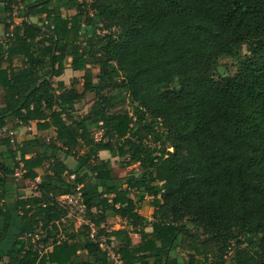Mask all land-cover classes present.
Wrapping results in <instances>:
<instances>
[{
	"label": "trees",
	"instance_id": "obj_1",
	"mask_svg": "<svg viewBox=\"0 0 264 264\" xmlns=\"http://www.w3.org/2000/svg\"><path fill=\"white\" fill-rule=\"evenodd\" d=\"M0 24V130L56 128L49 141L0 134V249L21 221L5 264H115L112 238L125 264H264V0H0ZM225 59L235 73H219ZM68 61L82 92L55 81ZM101 151L139 168L116 177ZM21 164L24 181L42 176L16 217ZM78 188L96 238L58 202Z\"/></svg>",
	"mask_w": 264,
	"mask_h": 264
},
{
	"label": "rangeland",
	"instance_id": "obj_2",
	"mask_svg": "<svg viewBox=\"0 0 264 264\" xmlns=\"http://www.w3.org/2000/svg\"><path fill=\"white\" fill-rule=\"evenodd\" d=\"M62 4V3H60ZM18 15V14H17ZM16 17V15H14V18ZM18 18H21L19 17V15L17 16ZM20 20L22 21V19H17V21ZM17 23V22H16ZM20 24V23H19ZM12 29V27H11ZM4 36V34H3ZM244 52H247V49L245 48ZM70 61V59H69ZM69 61H68V68L67 70L65 71V73L63 74V76L59 77V78H55V81H64V83L67 84L68 87H70L72 85V83L74 82V80L76 81L77 83V88L80 92L83 91V83H84V80H83V75H84V72H76V71H73L72 69L69 68ZM236 61L235 60H232V59H225L221 62V66L219 68V73H224L226 71H228L229 73H235L236 72ZM99 72V69L98 68H95L94 69V73L97 74ZM93 99H94V95L92 94H89L86 96L85 99H83L82 101H79L77 104H76V109L78 110L76 115H83V114H86L91 105H92V102H93ZM128 108L130 110H132V106H128ZM10 129V133L7 132V133H1V137H12L13 140H15L14 143H17V135H13V132L11 130V128L9 127ZM49 133V132H47ZM102 135V132H97L96 133V137L97 138H100ZM30 137V136H29ZM0 149H6L4 145H0ZM68 156V155H67ZM71 157V156H69ZM112 159V162L114 163V167H115V176L116 177H125L126 175L129 174V172H131L133 169L134 170H137L139 168V164H135V165H132L130 167H127V168H124V167H121L120 166V162L123 161L121 158H114L113 156H110ZM75 158L71 157V161L73 164H71V168H72V171L75 170V163L76 162L74 160ZM46 167H48V163L45 165ZM75 176L74 174L69 177L70 179H73ZM22 179H20L19 181L15 180L16 183H18L20 185V188L24 187L26 188L28 191H27V194L28 196L30 195H33L34 193L31 192V190H33L34 188L31 189V184L32 183H29L28 181H22ZM17 184V185H18ZM16 188V187H15ZM30 189V191H29ZM16 190V189H15ZM14 190V193L16 192ZM151 200L152 198H147V200L143 203V206L140 210V213L145 216V217H148L149 219H152L153 217V213H154V207L151 205ZM18 222H21L20 219L16 220V223ZM74 222V223H73ZM72 224L74 225V228H79L80 225L77 223V221L73 218L69 219V222H67V225L69 226H72ZM126 226V221L122 220L121 218L119 217H112L108 220V228L110 229H119L121 227H125ZM73 227V226H72ZM149 231H151V228L149 229ZM20 235V230L18 229L17 225L14 224V226L11 228L10 230V237L8 238V240L5 242V246H2L3 249H0V264H5L6 262V257L4 256V250H6L8 247L12 246V244L14 243V241L16 240V238H18V236ZM134 238L135 236L132 235ZM135 239H138L139 238H135Z\"/></svg>",
	"mask_w": 264,
	"mask_h": 264
},
{
	"label": "crops",
	"instance_id": "obj_3",
	"mask_svg": "<svg viewBox=\"0 0 264 264\" xmlns=\"http://www.w3.org/2000/svg\"><path fill=\"white\" fill-rule=\"evenodd\" d=\"M4 33H5V27H4L3 24H0V36H2ZM3 103H4V98L2 97V89H0V105H2ZM39 123L43 124V122L32 121L29 125L22 126V127L18 128V129H14L13 128L14 123H10L7 127L11 128V130L13 132V135H17V143L18 144L21 143L23 140L27 139L29 136L44 137L48 141H49L50 138L56 136V128L54 126H51V127H48V128L47 127L43 128V126H39ZM47 132H49V133H47ZM0 134H1V130H0ZM99 155H100V157L102 159H110L111 158L110 156H112L109 151H101ZM61 157L66 162L68 167L71 168V164H73L72 161L70 160L71 157L67 156L66 154H61ZM110 160L112 161V159H110ZM47 163L48 162H46L45 165ZM74 163H75V170H76L78 168V163H77V161L74 162ZM113 165H114V163H113ZM48 167H49V163H48ZM48 167L45 166V169L48 168ZM41 176H42V173L40 172V173L36 174V177L34 179L27 180L29 183H32L31 184V189L32 188H34V189L31 190V192L34 193L33 195H37L38 194L37 184L40 183ZM17 184L18 183H16V181L13 178L10 180V184L8 186V195H7V203L9 205V207L12 209V211H13L15 216L18 215L17 214L18 211H17V207H16V202H17L18 196L20 195L19 197H21V198L28 196V194H27L28 190L26 188H24V187L20 188V185L19 184L17 185ZM14 190L16 191L15 193H14ZM29 191H30V189H29ZM14 224H16L18 229L21 231V222L17 221V223H16V221H15ZM113 229H115V228H113ZM149 229L150 228H148V231H149ZM132 235H134L135 238H139V240H138V239H135L132 236L133 242L135 244L139 243L140 240H141L140 235L138 233H133ZM111 245L115 249H118L120 247V245H121V241L117 240L115 238H112Z\"/></svg>",
	"mask_w": 264,
	"mask_h": 264
},
{
	"label": "built area",
	"instance_id": "obj_4",
	"mask_svg": "<svg viewBox=\"0 0 264 264\" xmlns=\"http://www.w3.org/2000/svg\"><path fill=\"white\" fill-rule=\"evenodd\" d=\"M17 14H18V10H15L14 12V15H16V17L14 18L15 24H19L22 22L20 20L17 21V19H22V18H18ZM13 28H14V25L12 26V31H13ZM12 33L13 32H11L10 36H13ZM7 132L10 133L9 127H4L1 130V133H7ZM24 174H25L24 165L21 164L15 170L14 174L12 175V178L14 180L19 181L20 179L23 178ZM58 202L63 208L68 210L67 219H71V218H73V220L75 219L80 226L88 225L90 227V235L92 238H96L99 235L98 228L95 226L93 222H91L86 217L87 216V205L84 201L83 194L80 191V188H78V191L75 193L66 194V195L59 197ZM100 240L105 245V239L101 238ZM108 249H109L110 257L115 262V264H125L121 256L116 252L117 249H115L112 245H110Z\"/></svg>",
	"mask_w": 264,
	"mask_h": 264
}]
</instances>
